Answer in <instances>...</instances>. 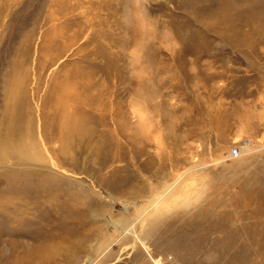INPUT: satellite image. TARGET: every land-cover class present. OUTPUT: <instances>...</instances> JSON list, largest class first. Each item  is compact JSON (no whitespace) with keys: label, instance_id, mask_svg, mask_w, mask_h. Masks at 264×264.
<instances>
[{"label":"rangeland","instance_id":"obj_1","mask_svg":"<svg viewBox=\"0 0 264 264\" xmlns=\"http://www.w3.org/2000/svg\"><path fill=\"white\" fill-rule=\"evenodd\" d=\"M0 264H264V0H0Z\"/></svg>","mask_w":264,"mask_h":264},{"label":"built area","instance_id":"obj_2","mask_svg":"<svg viewBox=\"0 0 264 264\" xmlns=\"http://www.w3.org/2000/svg\"><path fill=\"white\" fill-rule=\"evenodd\" d=\"M248 148H251V141L249 139H243L238 143H233V145L227 151L226 156L228 158H237L240 155H246L247 153H249L247 152Z\"/></svg>","mask_w":264,"mask_h":264},{"label":"bare ground","instance_id":"obj_3","mask_svg":"<svg viewBox=\"0 0 264 264\" xmlns=\"http://www.w3.org/2000/svg\"><path fill=\"white\" fill-rule=\"evenodd\" d=\"M14 142H12V144H13ZM247 152H249V151H247ZM241 156V155H240ZM173 185H174V182L172 183V184H170L168 187H166L165 188V190H164V192H167V191H171V189H172V187H173ZM163 191H162V193H164ZM169 193V192H168ZM160 194V193H159ZM164 196V195H163ZM162 196V197H163ZM156 200V199H155ZM154 204V203H153ZM130 228H132V225L127 229V230H130Z\"/></svg>","mask_w":264,"mask_h":264}]
</instances>
